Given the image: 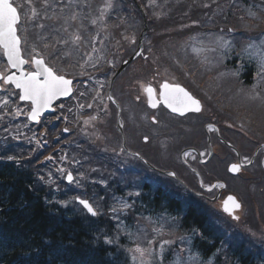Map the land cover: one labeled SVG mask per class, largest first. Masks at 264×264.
I'll use <instances>...</instances> for the list:
<instances>
[{
    "label": "trees",
    "instance_id": "16d2710c",
    "mask_svg": "<svg viewBox=\"0 0 264 264\" xmlns=\"http://www.w3.org/2000/svg\"><path fill=\"white\" fill-rule=\"evenodd\" d=\"M114 1H117L121 16L125 7L131 5L134 10L131 16L136 18L135 21H141L139 11L130 0H104L103 6ZM136 1L154 24L192 25L196 22L208 25L211 11L220 6L222 13L214 16L213 25H223V30L225 25H230L238 37L239 31H243L244 35L255 31H258L259 36L264 33L261 31L264 26L250 31L246 30L249 26L238 25L239 21L236 20L240 16L237 10L240 9L264 16L258 10V5L264 4L263 0ZM27 37L33 38V32H28ZM50 47L46 51L41 49L49 55ZM11 148V144H0V264H126L122 257L125 253L122 250L119 253L105 242L106 239L111 241L106 236L112 231L110 222L107 223L109 219L87 215L71 218L64 207L51 202L53 186L46 181L43 163H40L44 152L40 153L37 149L18 152ZM10 156L13 159L9 160ZM181 226L186 235L191 228L206 231L197 238L204 249L216 247L219 240L224 241L223 236L219 238L209 234V226L205 224L204 218L199 220L191 211L186 213ZM208 241L214 244H208ZM217 261H220V257Z\"/></svg>",
    "mask_w": 264,
    "mask_h": 264
},
{
    "label": "flooded vegetation",
    "instance_id": "af4514ba",
    "mask_svg": "<svg viewBox=\"0 0 264 264\" xmlns=\"http://www.w3.org/2000/svg\"><path fill=\"white\" fill-rule=\"evenodd\" d=\"M157 85V81L152 76L149 77V80L140 81L137 85L133 78L124 79L114 95L122 105V115L127 117L124 122L128 133V137L125 136L127 147L133 152H138L158 169L167 172L165 175L161 174L164 181L157 180L161 187H157L156 192L152 182L146 184L145 193L150 191L147 192L145 200L148 202L155 200L156 203L163 201L164 205H168L167 195L170 197L168 190L172 188L173 192L177 193L176 200L180 213H182L185 202L183 195H185L192 199L191 204L187 203L188 209L194 210L196 207L197 212L198 206L202 202L206 213L212 216L215 211L221 213L226 198L232 196L236 197L241 205L240 209L233 213L239 217L238 221L251 212L264 218V200L258 199V194L264 197V140L257 137L260 130L251 128L248 132L236 134L242 144L237 143L232 137H226L222 134L224 130L220 125L223 122L219 118L216 108L207 107L202 110L205 105L204 99L189 87L187 88L192 95L203 103L199 112H186L183 116H179L169 113L160 104L152 108L149 106V98L144 89L151 86L155 90L157 98L159 95ZM103 95L105 96L103 109H108L106 102L109 103L110 100L107 95L104 93ZM111 111L112 108H109V112ZM236 113L237 108L231 107L230 115L234 116ZM106 114H108L107 111ZM237 116L240 117L241 124L247 123L248 117L242 112L237 113ZM192 125L200 126L201 135L192 143L179 147L177 156L173 157L167 154V148L173 142L168 137L178 136L183 131H188L190 134ZM209 125L212 127L216 125L218 131L214 127V130L210 131ZM227 143L234 145L238 151L230 149ZM120 145H122L121 137ZM147 150H149L148 154ZM182 150H185L184 153H189L188 156L184 155V160L180 158ZM202 153L203 155H201ZM135 160L143 164L137 157ZM232 163L241 166L236 174H232L228 170ZM215 164H220L223 167L221 172H217L213 166ZM191 168L195 169L198 175ZM169 172L175 173L179 181L171 178L168 175ZM216 182L222 183L215 184ZM213 185L216 187H212ZM218 185L224 186L219 187ZM209 188H211L210 191ZM229 208H231V203H229ZM233 215L228 217L229 220L235 221L232 218Z\"/></svg>",
    "mask_w": 264,
    "mask_h": 264
},
{
    "label": "rangeland",
    "instance_id": "374dc122",
    "mask_svg": "<svg viewBox=\"0 0 264 264\" xmlns=\"http://www.w3.org/2000/svg\"><path fill=\"white\" fill-rule=\"evenodd\" d=\"M49 1H50V6L48 7L49 11L54 15H58L56 17H60L62 15L63 16L62 17L63 23H64V18L68 17V14L71 10H73L74 13L80 12V10L77 7V5L80 4L79 1L63 0L62 1L63 3L61 2L62 4H60L59 0H49ZM85 1H87V0H83V3H81V4L82 5L87 4V2H85ZM15 3H16V0H15ZM17 3L19 5L18 7H19L20 11L22 8L23 9L25 8V4L22 3L20 0H17ZM263 5L264 4L258 5L260 7V9H258V10H260L259 14L264 13V6ZM258 6H257V8H258ZM128 8H129V10L133 9L130 5H128ZM114 10L111 9L110 11L115 13V15H118L119 14L118 10H116V12H114ZM237 11H238V13H240L239 14L240 16H238L236 18V20L239 21L238 25L239 24L251 25V27L247 28L246 30H251L252 26H254V29H258L259 27L264 26V16L263 15H258L255 11H251V14H247L246 12H243L241 9L237 10ZM21 12L23 14L26 13L24 11H21ZM130 13H131V11L130 12L125 11L123 13V16L125 17V19H123L122 21L125 22V24H129V25H127L129 27L134 26V29H136V28L139 29V22L138 21L135 22V19L132 18ZM221 13H222V9H220V6H216L214 8V14L220 15ZM86 16H87V13H84L83 23H85V21H86ZM249 18L252 20H250ZM78 22H80V24H82L81 18H79ZM230 30H231V32H235V29L232 30L231 28H229V29L227 28V30H224V32L231 33V32H228ZM261 31H264V28ZM257 32L255 34H257ZM255 34L250 33L248 36L255 35ZM132 35H134V34H132ZM150 36L152 37V39L154 38L153 33H151ZM151 37L146 36L144 39L145 53L147 54V57L146 58H140V59L136 60L135 62H133L131 64V66L129 67L130 69L128 70V75L131 73L132 74L137 73V76H139V77H146L149 73V68L152 70V66H158L159 65L160 58L155 57L154 54L156 52L154 50L152 52V49L148 46V42H150ZM212 37H213L212 42L208 41V39L201 40V41L198 40L199 42L197 45H193L190 47V50H189L190 52H188L187 54H185L186 52H184L183 57L187 62H189V61L194 62L195 61L191 65L185 66L186 71L188 73H190L191 76H193V73H196V72H197V75L198 74L202 75V73L208 74L206 76V78L204 79L207 82V87L212 88L213 90L217 89V91H221V92H218V94H219V96L221 98L220 100L223 104H226V103L229 104V103L235 102V104H237L238 106L242 105L244 107H249V105H252L257 101V100H254L257 97V91L255 90V84L260 85V86L264 84V73H261V75H257V73L260 72L258 59L257 58H250V56L248 54H245V52H244V49L246 48L245 45L244 46L241 44L236 45L234 42L235 39L232 36L216 35L214 37V35H212ZM224 42H227V43H224ZM262 42H264V38L259 39V40H253L250 44L254 45L255 48L258 49L259 51H264V43H262ZM203 44H205L206 47H204ZM250 44H248V45H250ZM217 46H218V48H216ZM194 49H197L199 51L194 52ZM209 49H213V50L209 51ZM67 51H68L70 58L72 60L75 61L78 59H82L79 55L76 56L74 54V52H72V50L69 47H67ZM183 51H186V48H183ZM217 51H219L220 57L222 56L224 58V61H225V59H228L229 66H225L223 64L224 61L221 63V61L219 60V55L215 56V53ZM249 51L251 52L252 50H249ZM149 52H150V56H148ZM70 53H72V55ZM94 54L95 53H94L93 49L90 48L89 49V55L91 56V60H89V55H86V57H85L86 59H84V61H83V67H80V69H86V68L94 69V68H92V64H94V66L99 65V67H100V63H101L100 61H101L102 56L100 53H97L95 55ZM164 54L165 55L171 54L170 49L166 48L164 51ZM176 54H177V52H176ZM188 55H191V57H188ZM258 55H259V52H257L256 57H258ZM192 59H194V60H192ZM232 59H233V63H232ZM86 61H87V63H86ZM115 62L116 61H113L111 63L114 64ZM232 68H234V71L236 73H240V72L243 73V71H244L243 69H248V68L251 69L250 85L248 87L244 86L240 82H239V84L232 82V81H230L229 78H227L228 75H230V74L225 70H229ZM157 70L159 73V68ZM186 75L188 76V74H186ZM201 75H199V76H201ZM225 75L227 77H225ZM121 77H125V74H123ZM173 77L180 80V81H183V82L189 84L191 86V88L196 93L202 95V92L200 91V89H198L196 86H193L191 84L189 78L186 77L185 75L173 74ZM139 80L140 79H138L137 81H139ZM204 80H202V81H204ZM122 81L123 80L121 79L120 83ZM5 89L2 90L3 92L2 91L0 92V135L5 136L6 139L12 138V139L20 140V139L25 138V140H28V141H26V142L20 141V142H23L26 145L30 144V146H31L30 150H34L35 146L37 145V140H40L39 137L41 136L43 141H44L46 139L44 135L48 136V131H46L44 127L33 128L31 125H29L30 124L29 122L27 124V122L22 121L21 117L22 116L26 117L27 113L29 112L30 107H28L27 105H19L17 103L16 99H13L17 95L16 91L14 92L11 89H6V90ZM85 95H86V92L82 96L80 95L81 97L79 96V99H78L79 102H81V103L84 102ZM98 96H99V94H98ZM5 101H7V103H4ZM260 101L262 102V104L264 106V102L262 100H260ZM83 107L85 108V105H82L80 103H78V105H75V109L78 110V112L75 113L74 117L76 116L77 117L76 119L80 118V123L83 126L82 131L85 133L86 128H87V131L90 132L89 130L93 127L91 123H89L88 125H85V120L89 121V118L95 117V114L88 113L89 118L83 119L82 118V116H83L82 112L85 111V109ZM95 107H97V105H95ZM17 109H19L21 111V114L18 116L15 114ZM14 118L15 119L21 118V119L14 123ZM66 118L62 119V125L67 120ZM96 119H97V117L94 120H96ZM76 121H78V120H76ZM72 123H73V121L70 118V121H67V124L65 125V127L70 128ZM76 125L78 126L77 122H74V127ZM259 127H261V128L263 127V133H264V126L259 125ZM94 130H95L94 134L96 136L97 135L96 124L94 126ZM190 131H191V133L189 134L188 131L182 132V130H179V132H182V133L179 134L178 136L168 137V138L172 139L173 142L167 148L166 153L173 156V157L177 156V151H178L179 147H182L186 144L192 143L196 138H198L201 135V128L199 125H195V126L192 125L190 127ZM230 135L237 143L242 144L241 141L238 139L237 135L235 134V132L231 131ZM110 136H111V132L107 131L106 137L104 138V140L105 141L112 140V138ZM50 137H56V134H52V135H50ZM71 140H73V139H71ZM91 140L94 141V138H92ZM43 141L41 143H43ZM67 141L68 140H66V142ZM54 150L56 151L57 156L53 157L52 164L56 163L58 170L64 169V162H66V159L67 160L71 159V153H69V151L67 152V157H65V155H64V153L69 149H67V148L61 149V147L59 145H56ZM71 150L73 151L74 148H72ZM223 150L226 151L225 149H223ZM148 153H149V150H147V154ZM47 156H49V153L47 154ZM213 166L217 170V172H221V170L223 169V167L220 164H215ZM90 169H92V167H90L89 170ZM83 175H84V173H83ZM127 178L129 180V176ZM259 199L262 201L261 197ZM161 226H163L162 223L159 225V229H161ZM156 234L154 235V237H156ZM137 237H138V235H137ZM139 239L144 240V238H139ZM184 239L185 240H184L183 244H182V242H180L177 249H176V247H174L172 249L175 252L173 260L175 259V257L177 255H179L183 261V264H214V255H211L212 257H209L208 259L205 258V260L207 262L204 260L202 261L201 253L195 249L193 236H191L187 239L186 238H184ZM132 240H133V238H132ZM153 246H155V245H153ZM136 247L137 246H135L133 248V250ZM167 249H170L169 244L165 245V250H167ZM134 254L136 256H138L137 253L134 252ZM189 257H191V259H189ZM172 261H170L169 264H172Z\"/></svg>",
    "mask_w": 264,
    "mask_h": 264
},
{
    "label": "snow or ice",
    "instance_id": "6c2138e0",
    "mask_svg": "<svg viewBox=\"0 0 264 264\" xmlns=\"http://www.w3.org/2000/svg\"><path fill=\"white\" fill-rule=\"evenodd\" d=\"M44 4L45 7H48L47 0H44ZM25 6L30 10L31 13L30 16H28L27 13H24L25 22L34 20L39 16L38 11L33 6V0H26ZM110 6V4L106 5V7ZM52 18L54 17H49V19ZM76 19L77 15L75 13L64 18L65 26L63 27V31L68 32L69 27L71 26L68 22L75 21ZM21 21V12L18 11L17 6H14L13 0H0V53H2L3 57L6 59L8 68L15 69L16 72L19 73V75H17L16 72H13L10 75H4L3 73H0V79L3 80L4 84H12L14 88L18 90L20 101L30 102L31 109L27 113V118L30 121H38L43 112L52 109L53 101L60 97H68L72 94L73 81L66 78L65 75L60 74L57 69L48 64L44 56L36 53L34 46L32 51L36 54L32 55L30 60L24 58L21 48L22 36L20 33L23 31V29L20 27ZM92 24H96V20H92ZM38 27L43 29L45 25L40 24ZM69 37V40L61 39L57 40V43H63L65 45L71 43L78 49L82 40L80 32L78 30L73 31L69 33ZM39 38L41 40L44 39L43 36H39ZM91 39L94 41L95 37H92ZM49 47V44H44L45 49ZM51 47L55 49V45H51ZM212 50L213 49H209V51ZM249 50L252 51L250 52ZM93 51H96V49L93 48ZM195 51L199 50L194 49V52ZM244 52L245 54H248L250 58L258 59L260 72H258L257 75L264 73V51H259L254 45L250 44L244 49ZM257 52H259L258 57H256ZM51 54L52 53H49V55ZM65 55H69V53H65ZM89 60H91L90 55ZM26 64H31L33 70H26L24 67ZM81 67H83V65H81ZM144 91L148 95L150 107L155 108L158 104H163L164 107L170 109L173 113H178L181 116H183L188 111H200V102L179 85H169L168 83L162 84L158 100L155 99V90L151 86L145 87ZM81 95H83V93H81ZM109 99L112 98L109 97ZM4 103H7V101ZM61 107L63 106L61 105ZM89 107H91V105H89ZM15 114L18 116L21 114V111L17 109ZM89 119L94 120L95 117H90ZM88 122V120H85V124ZM209 130H214L211 125H209ZM64 131H68V129H64ZM184 155L188 156L189 153H184ZM201 155H203V153ZM8 159L11 160L13 157L10 156ZM46 159H51V157H47ZM240 167V165L233 164L228 170L229 172L236 173L240 170ZM61 171L63 170L61 169ZM168 175L174 177L175 173L169 172ZM66 179L69 183L73 182V176L71 172L67 174ZM218 186L223 187L224 185ZM212 187H216V185H213ZM208 190L210 191L211 188ZM78 202L83 206L84 209L87 210L90 215L96 216L98 214L97 210L92 206V204L89 203V201L79 199ZM229 203H231V208H229ZM240 206L241 205L234 197L229 196L225 201L224 211L232 215V211L239 209ZM124 207L127 208L128 205L125 204ZM113 211H115V209H113ZM232 218L239 219V217L235 215H233ZM162 227L163 226H161V229L153 228V232L159 234L162 231ZM105 242L111 243V241L107 239ZM147 243L149 247H141L137 245V247L134 249V252L137 253L138 256L134 255L133 261H138V264H163L165 245H168L171 242H160L158 251L151 247V245L156 243L155 239H148ZM189 259H191V257H189ZM172 264H183V261L181 257L177 255L172 261Z\"/></svg>",
    "mask_w": 264,
    "mask_h": 264
},
{
    "label": "water",
    "instance_id": "95a60500",
    "mask_svg": "<svg viewBox=\"0 0 264 264\" xmlns=\"http://www.w3.org/2000/svg\"><path fill=\"white\" fill-rule=\"evenodd\" d=\"M145 28H146V22H144V30L142 31V33L140 34L139 36V46H138V49L122 64V66L117 70V72L115 73L114 77L119 74L125 67L126 65L131 61L133 60L134 58H136L139 54H140V51L142 49V36L143 34L145 33ZM12 74V73H11ZM10 75V74H9ZM19 75V73L17 74ZM61 98V97H60ZM54 102V101H53ZM48 111H52L51 110H46L45 112H48ZM44 113V112H43Z\"/></svg>",
    "mask_w": 264,
    "mask_h": 264
}]
</instances>
